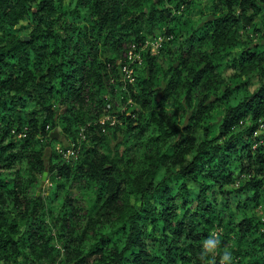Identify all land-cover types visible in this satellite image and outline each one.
<instances>
[{
	"label": "trees",
	"instance_id": "trees-1",
	"mask_svg": "<svg viewBox=\"0 0 264 264\" xmlns=\"http://www.w3.org/2000/svg\"><path fill=\"white\" fill-rule=\"evenodd\" d=\"M196 2L0 0V264L33 263L36 232L58 188L54 182L45 204L34 189L44 170L65 178L79 170L110 207L94 241L85 248L66 244L56 264H204L199 253L216 219L228 229L227 239L233 232L237 250L243 246L252 264H264V220L230 209L242 197L258 200L264 182V130L253 134L264 127V0H211L208 16L201 13L194 24L174 12ZM157 18L172 24L164 32L178 43L168 40L161 50L175 55L165 56L163 71L148 48L133 61L123 57L122 65L141 57L143 66L126 91L120 81L113 86L144 110L117 111L126 128L112 144L102 126L117 132L122 125L98 121L105 77L117 57L105 52L116 47L122 56L124 36L140 42L144 23ZM19 20L27 24L17 27ZM246 25L258 39L229 63ZM192 55L199 57L191 62ZM155 96L161 107L151 103ZM169 98L180 112L162 107ZM185 111L189 120L182 124ZM46 125H60L72 140L85 133L80 160L53 152L46 162V146L58 140ZM238 167L250 175L238 181ZM57 209L53 224L66 230L65 202Z\"/></svg>",
	"mask_w": 264,
	"mask_h": 264
},
{
	"label": "rangeland",
	"instance_id": "rangeland-1",
	"mask_svg": "<svg viewBox=\"0 0 264 264\" xmlns=\"http://www.w3.org/2000/svg\"><path fill=\"white\" fill-rule=\"evenodd\" d=\"M66 1V0H62ZM211 0H197L196 5H192L191 8L186 12L184 9H176L174 12L181 15V20H186L189 24L198 23L203 20V17L201 16V13L204 16H208L209 14V3ZM184 8V7H180ZM183 12V13H181ZM165 19H163L160 22V18H157L154 20L153 23H144L143 27V34L145 37L139 42L136 40H133L131 38H134L135 35L129 34L125 35L126 41L122 43V56H120V51L115 48L110 47L106 54L117 56L114 62H111V65L114 63V70L109 66L108 69V79L105 77L106 86L104 89V93L101 94L104 96L105 104L102 108L103 114L99 116L98 121L104 122L106 119H109V125H113L115 123H120L121 129L117 132H112L109 128H106V126H102L104 130H106L107 137L113 144L116 140L121 138L124 134V130L126 128V120L124 117L119 115L117 111H124L125 114H130L131 111L136 109L137 111L141 109L144 110L142 105L139 102H136L134 99L129 97L128 95L123 97V94L121 93V90L126 91L125 84L127 82H131V85L136 80V74L140 70L142 65V59L141 57H138V59L135 62L125 63V65L120 64L126 57L131 58V61H133V57L139 56V53H141L142 49H150L151 53L156 54L158 57V60L160 64L157 65L158 70H165L167 67V61L165 56L168 55H175L170 54L169 52H164L161 50L162 46L166 45V41L171 40L169 42L178 43L177 38H171V34H166L164 30L167 28V26H171L172 24H167V22H163ZM255 24L258 23V18H256L253 21ZM169 23V22H168ZM22 24H27V20H19L18 24L16 25L21 26ZM161 24V26H160ZM30 30V27H27V31ZM241 32L244 33L243 36V43L242 45H237L233 48V51H231L230 55L226 57V60H228L229 63H232V57L236 56L235 54L240 51L242 46H246V42L251 40H257L258 35L257 31L254 30L253 25H246L242 27ZM133 31V30H131ZM108 46V45H107ZM175 48V47H174ZM178 49V48H177ZM195 51L198 50V46H194L193 48ZM171 56V57H172ZM198 56H191V62L194 60H197ZM170 58V57H169ZM175 63H177V59L174 57ZM141 64L140 66L136 65ZM122 65V66H121ZM129 65V66H128ZM117 81L121 82L122 89L120 90V87L113 86V84ZM112 90L113 99L110 100V94L109 91ZM100 96V94H99ZM157 98H161L160 91H158V95H156ZM153 97L151 103L153 106L158 107L159 105H156L157 98ZM109 98V99H108ZM166 102H163L162 107L168 111V113L173 112H180V108H177L178 102L176 99L169 98L165 100ZM161 107V106H159ZM142 110V111H143ZM189 111H185V114L183 116V122L182 124H186L189 120ZM242 121V120H241ZM247 122V119L243 121V123ZM80 130H83L85 125L80 124ZM47 131H50V135L52 132L56 131V136H53L54 138H58L57 141H53L52 143H49V145L45 148V160L46 162L49 161L48 156L54 152V155L59 154L62 159H66L70 161V159H78L80 160V142L82 139H85V133L79 132V135L77 139L72 140L70 139L62 130L60 125H57L56 129H52L50 126L46 125ZM149 128L152 129V126ZM264 130V127L260 124L258 128L254 131V136H257L261 131ZM17 137H21L22 133H18ZM52 137V135L50 136ZM52 137V138H53ZM46 140V139H44ZM49 140V138H48ZM84 142V141H83ZM257 140L253 139V146L257 144ZM142 151H137V156L135 157V160H140L139 155H141ZM235 163V161H234ZM133 168L138 171L137 164L133 163ZM238 168H234L233 175L236 176L237 180L244 177H248L250 175L249 172L246 171H239ZM37 176L40 177V182L37 183V186L34 187L35 191L38 194H41V197L44 199L43 202L47 204V201L45 200V196L47 197V194L50 192L52 184L54 182L58 183V188L55 191V194L52 198V201L50 202L51 206L48 209L44 210V219L46 224H42V229H38L36 232L35 237V244H34V251L33 256L34 260L32 264H56L59 262V258L62 254L66 252V244L72 243L73 246H80L85 248L90 243H92L94 232L98 231L99 226H101L103 223L109 221L110 219V213L109 208L106 207L105 203L97 198L96 194V185L95 183L89 179L84 174L80 173L79 170H72L70 176L65 178L64 176L60 177L61 175L52 177L50 174H48L46 170L45 179L42 181V174L37 173ZM173 192H175L173 190ZM258 200H252L250 198H240L238 201H235L232 203V207L230 208L232 212H234L237 208L239 210H242L244 214L247 215H258L264 220V182L262 185V190L259 194H257ZM176 200H180L179 197H177ZM65 202V207H67L66 214V222L67 229L64 230L61 228V224L57 223L56 225L53 224V220L57 215L58 212V206ZM118 202L121 204V199H118ZM237 205L235 206V204ZM160 204H158L159 206ZM69 210V211H68ZM182 210V209H180ZM221 212V211H219ZM216 216V215H214ZM226 221V219H223V223ZM217 219L213 220L210 224L209 231L210 235L206 238L208 239L213 232L216 233L218 239H219V246L217 249V252L215 254V260L220 255V257L223 254L224 248L227 246L232 254H233V264H243V260H246L248 264H252V255L250 253H247L244 251V247L241 246L239 250L236 249V244L234 242L233 232L230 231L229 235L230 237L227 239V233L229 232L228 229L224 228L220 223H217ZM86 226V227H85ZM262 229L264 230V224L262 225ZM51 233V234H50ZM50 236V237H48ZM205 239V240H206ZM204 240V241H205ZM203 241V243H204ZM203 249V245H202ZM200 255V253H199ZM212 254H209V256L206 259H212ZM220 261V260H219Z\"/></svg>",
	"mask_w": 264,
	"mask_h": 264
},
{
	"label": "clouds",
	"instance_id": "clouds-1",
	"mask_svg": "<svg viewBox=\"0 0 264 264\" xmlns=\"http://www.w3.org/2000/svg\"><path fill=\"white\" fill-rule=\"evenodd\" d=\"M219 243V239L215 232H213L211 236L204 241L203 251L199 256L200 260L203 261L204 264H216L215 254L217 252ZM209 254H212V259H206ZM219 264H233V254L227 246L223 250Z\"/></svg>",
	"mask_w": 264,
	"mask_h": 264
},
{
	"label": "water",
	"instance_id": "water-1",
	"mask_svg": "<svg viewBox=\"0 0 264 264\" xmlns=\"http://www.w3.org/2000/svg\"><path fill=\"white\" fill-rule=\"evenodd\" d=\"M25 37H27V35H25ZM56 134H57L56 131H54V132L51 133L52 136H56ZM45 174H46V170H44L43 173H42V181H41V183H42V182L44 181V179H45Z\"/></svg>",
	"mask_w": 264,
	"mask_h": 264
},
{
	"label": "built area",
	"instance_id": "built-area-1",
	"mask_svg": "<svg viewBox=\"0 0 264 264\" xmlns=\"http://www.w3.org/2000/svg\"><path fill=\"white\" fill-rule=\"evenodd\" d=\"M123 65H125V63Z\"/></svg>",
	"mask_w": 264,
	"mask_h": 264
}]
</instances>
